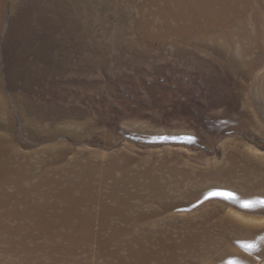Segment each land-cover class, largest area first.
<instances>
[{
	"label": "rangeland",
	"instance_id": "obj_1",
	"mask_svg": "<svg viewBox=\"0 0 264 264\" xmlns=\"http://www.w3.org/2000/svg\"><path fill=\"white\" fill-rule=\"evenodd\" d=\"M142 1L4 0L0 95L12 142L26 155L49 136L67 158L123 154L142 166L168 157L214 166L236 148L264 155V126L249 118L260 102L248 75L195 39L136 26ZM230 199L214 190L174 210L228 214L202 222L208 235L178 249L203 255L191 264H264V203L240 208ZM190 223L181 229L191 235Z\"/></svg>",
	"mask_w": 264,
	"mask_h": 264
},
{
	"label": "bare ground",
	"instance_id": "obj_2",
	"mask_svg": "<svg viewBox=\"0 0 264 264\" xmlns=\"http://www.w3.org/2000/svg\"><path fill=\"white\" fill-rule=\"evenodd\" d=\"M135 25L162 39H195L236 63L249 77L252 100L260 102L249 118L263 128L264 0H143ZM2 120L8 122L0 95V264L199 263L201 253L178 249L208 235L201 223L215 209H175H188L214 190L240 208L264 201V155L247 148L230 149L214 166L179 157L142 166L123 154L67 158L53 151L54 137L41 136L46 146L25 155ZM183 222L195 232L181 229ZM173 236L182 243L171 242Z\"/></svg>",
	"mask_w": 264,
	"mask_h": 264
},
{
	"label": "snow or ice",
	"instance_id": "obj_3",
	"mask_svg": "<svg viewBox=\"0 0 264 264\" xmlns=\"http://www.w3.org/2000/svg\"><path fill=\"white\" fill-rule=\"evenodd\" d=\"M219 193H210L209 195H218ZM207 198V197H206ZM260 203H264V201H260ZM245 207H248L249 205L248 204H245L244 205Z\"/></svg>",
	"mask_w": 264,
	"mask_h": 264
}]
</instances>
